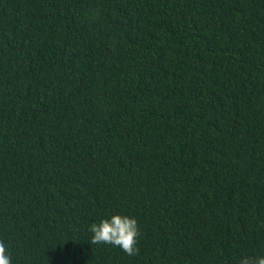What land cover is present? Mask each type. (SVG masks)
I'll return each instance as SVG.
<instances>
[{"label":"trees","instance_id":"16d2710c","mask_svg":"<svg viewBox=\"0 0 264 264\" xmlns=\"http://www.w3.org/2000/svg\"><path fill=\"white\" fill-rule=\"evenodd\" d=\"M138 222L139 254L91 244ZM11 264L264 254V0H0Z\"/></svg>","mask_w":264,"mask_h":264},{"label":"clouds","instance_id":"9594fccd","mask_svg":"<svg viewBox=\"0 0 264 264\" xmlns=\"http://www.w3.org/2000/svg\"><path fill=\"white\" fill-rule=\"evenodd\" d=\"M88 230L92 233L91 244H111L129 256L139 254L137 237L140 229L134 217L113 214L110 218L101 219L99 223H92ZM0 264H11V256L3 241H0ZM238 264H264V254L244 256Z\"/></svg>","mask_w":264,"mask_h":264}]
</instances>
